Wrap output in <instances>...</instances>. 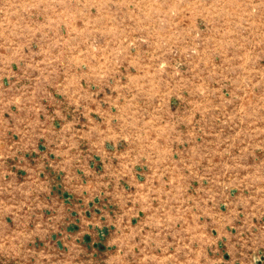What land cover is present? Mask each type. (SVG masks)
<instances>
[{
	"label": "rangeland",
	"instance_id": "rangeland-1",
	"mask_svg": "<svg viewBox=\"0 0 264 264\" xmlns=\"http://www.w3.org/2000/svg\"><path fill=\"white\" fill-rule=\"evenodd\" d=\"M0 264H264V0H0Z\"/></svg>",
	"mask_w": 264,
	"mask_h": 264
},
{
	"label": "crops",
	"instance_id": "crops-1",
	"mask_svg": "<svg viewBox=\"0 0 264 264\" xmlns=\"http://www.w3.org/2000/svg\"><path fill=\"white\" fill-rule=\"evenodd\" d=\"M65 232H67L68 234H73V229H74V226L73 225H66V227H65ZM81 241H82V243H84L83 244V246H84V249L85 250H87L86 248H87V244L85 243V237L83 236V237H81Z\"/></svg>",
	"mask_w": 264,
	"mask_h": 264
}]
</instances>
